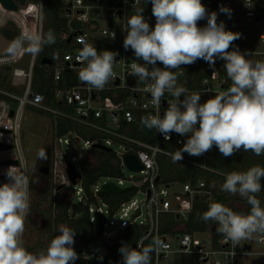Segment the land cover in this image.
Segmentation results:
<instances>
[{
  "label": "built area",
  "instance_id": "1",
  "mask_svg": "<svg viewBox=\"0 0 264 264\" xmlns=\"http://www.w3.org/2000/svg\"><path fill=\"white\" fill-rule=\"evenodd\" d=\"M262 1L202 0V3L209 13H217V22L223 21L226 30L241 34V38L234 41L229 51L238 48L242 53H252L250 59L264 60V10L259 8ZM31 4L37 9L35 33L43 34V0L24 6L17 4V10L6 8L0 1V33L2 30L10 28L15 33V37L12 39L14 40L22 31L30 32L24 11ZM221 6L232 10L230 17L219 11ZM137 8L144 9L145 20L154 28L155 17L151 12V3L147 0H61L60 16L65 23V28L59 39L69 45V49L60 50L56 54L58 59L51 60L50 64L46 65L55 84L53 100L57 102L59 108L49 105L44 94L31 88L34 67L37 64H43L39 61V54L31 55L28 66L24 68L16 67L15 63L24 56L25 52H20L15 57H10L9 53L0 55V74H5L4 68H10L8 86L0 85V184L6 183L4 182V179H7L5 173L10 167H16L17 172L27 176L19 142L20 116L25 107H33L55 118L70 120L86 131L96 134L94 140H85L70 130L55 138L58 155H65V151H69L71 163L77 164V157L72 154L71 145L73 142V146L79 147L83 151L93 149V144L111 148V152H114L118 157L121 168L126 167L123 157L133 154L143 167V170L139 172L144 177H142L141 183H136L137 188L133 187V189L143 190L145 197L141 204L132 198L128 202H122L116 212L111 215L107 204L97 195L102 188L98 181L92 187L97 207L93 208L90 205L87 210L94 233L98 222L96 213H101L105 217L103 230L99 236L95 234V241L102 250L114 242H120V236L128 226L138 225L145 227L146 231L137 243L146 236L148 238L153 236L164 238L163 242L166 247L162 248L159 253L152 254V264H181L182 258L189 259L193 264H253L246 261L247 257L255 254L251 252L250 240L243 241L241 245L234 247L231 242L226 243L224 237L216 232L217 225L214 222L210 229L203 233L191 234L184 228V223L188 221L194 209L197 195L204 196L206 202H216L212 192L206 189L203 180H198L195 185L189 183L166 184L160 180L158 159L164 157L172 160L170 154L181 148L188 137L172 133L171 138L165 140L163 135L152 129L153 143H148L127 133V129L140 122L142 116L156 112L150 102V93L137 91V78L127 74L130 70V63L134 62L136 57L131 49L125 50L123 47V40L126 36L123 28L126 27L127 17L134 14ZM206 23V20H201L198 22V26L203 27ZM113 33H115L114 38ZM82 36L86 37L98 51L109 50L119 53L114 67L116 75L103 90L94 89L78 78V72L83 65L77 61L76 57L82 48L78 42V38ZM138 62L143 63V61ZM198 62L201 76L196 74ZM224 63L223 60L216 59V74L214 76L212 75L213 68L203 60H197L191 65H183L181 67L184 74L179 76L178 82L190 92L200 93V102L203 103L213 97L214 92L226 90L230 86L231 81L226 76ZM156 66L163 68L160 63H157ZM149 67L151 68V66ZM187 69L192 70L194 75L187 77ZM140 87L142 88L143 85ZM168 99L170 97L165 94L159 109L161 115L167 108ZM114 145H117L121 151H114ZM67 161L69 160H56V162L62 163L64 172ZM176 163L196 165L184 154L183 159ZM200 167L205 168L204 166ZM107 179L111 180L112 177ZM113 179L118 180L115 184L117 187L124 185V179ZM80 181L81 179L75 186H79L76 194L79 195L78 201L83 203L82 207L84 208L86 199L83 196ZM62 182H67L66 186L70 185L66 172ZM143 207L145 214H143ZM131 212H134L132 218L115 226L114 218L118 213H121L119 217L120 220H123L129 218ZM142 217L144 219L139 221ZM108 223L111 224V227H108ZM178 224L180 229H176ZM166 227H170V230L165 231ZM174 240L176 244H172ZM257 243L264 247V238L259 237ZM247 246L250 248L247 249ZM257 254L263 258L256 264H264V250ZM215 255L222 257L212 259ZM96 256V252L91 251L89 259L93 260ZM115 264H122V259Z\"/></svg>",
  "mask_w": 264,
  "mask_h": 264
},
{
  "label": "clouds",
  "instance_id": "2",
  "mask_svg": "<svg viewBox=\"0 0 264 264\" xmlns=\"http://www.w3.org/2000/svg\"><path fill=\"white\" fill-rule=\"evenodd\" d=\"M147 2L151 3L155 17L154 28L145 20L143 8L128 16L123 28L126 32L123 47L131 49L136 57L127 74L137 78V91L150 93V102L156 109L155 114L141 117V125L155 129L165 140L172 133L188 137L181 148L170 154L174 163L180 162L184 153L198 157L214 146L225 158L241 150L264 155V60L250 59L252 53H242L238 48L229 51L241 34L226 30L223 21L217 22V13H209L202 0ZM219 11L229 17L232 14L225 6ZM201 20L207 21L203 27L198 26ZM55 42L52 29L43 34L22 31L11 41L7 52L10 57L20 52L38 55L45 46ZM78 42L82 48L76 59L83 65L78 72L79 80L103 90L116 75L114 67L119 53L98 51L83 36ZM216 59L225 62L224 70L231 84L201 103L200 93L190 92L178 82L184 74L181 66L203 60L213 68L214 76ZM157 63L163 68L157 67ZM165 94L170 99L161 115L159 109ZM38 158H47L44 149L38 151ZM15 169L8 168L5 173L8 182L0 184V264H75L80 258L73 247L76 231L67 225L59 226V234L50 240L46 249L32 252L25 247L30 181ZM262 178L264 167L260 165L225 174L221 190L244 198L250 211L236 212L221 202L212 201L199 214V219L204 223L214 222L216 232L234 247L243 241L264 238V206L257 198L262 191ZM144 240L149 238L144 237L136 247L121 245L118 251L122 264H151L152 254L166 247L158 236L151 237L147 244Z\"/></svg>",
  "mask_w": 264,
  "mask_h": 264
},
{
  "label": "trees",
  "instance_id": "3",
  "mask_svg": "<svg viewBox=\"0 0 264 264\" xmlns=\"http://www.w3.org/2000/svg\"><path fill=\"white\" fill-rule=\"evenodd\" d=\"M18 5L24 6L29 3L37 2L38 0H14ZM61 0H43V15H44V27L43 33H46L49 29H52L56 35V42L50 46H45L43 51L39 53V61L43 63V60L51 61L54 60L53 57L60 50H68L69 45L60 41L59 37L61 32L65 28V23L60 16ZM259 8L264 10V0L262 1ZM3 37L7 39H13L15 33L11 31L10 28H6L1 31ZM48 63H43L42 65L37 64L33 70L31 88L34 91L40 92L45 95L46 101L49 105L59 108L60 106L53 100V89L55 84L51 74L48 72L46 67ZM196 74L201 76V68ZM5 74H0V85L8 86L7 82L9 79L8 72L10 68L3 69ZM192 70L187 69V77L193 76ZM51 116V137L53 141L56 137L64 135L66 132L72 130L78 135L83 137L85 140H94L96 134L88 132L82 127H79L74 122L64 119L55 118ZM127 133L137 139L144 142L153 143L152 129L149 130L144 128L140 122L135 123L129 129ZM72 142V154L77 157L78 171L81 173V189L83 196L86 199V205L83 208V212L79 215L73 214V199L72 196L75 193V189L72 185L65 187L66 191L71 194V198H65L63 201L56 200L57 195H53L54 191L53 181L49 175V181L45 180L44 195L50 194L53 197L50 200L49 209L40 211V209H35L38 213H46L50 218L51 227L44 234L46 241L39 240L36 244L30 248L29 251L37 252L42 249H46L50 240L58 235V228L61 224L67 225L76 231L74 237L76 244L85 245L88 242L96 240L94 229L90 223L88 206L91 204H96L97 200L93 196L92 187L101 178H122V170L119 164V159L114 152H105L98 149H90L87 151L81 150L79 147L73 146ZM50 157L51 148L48 147L46 151V156ZM184 155L196 165L190 164H180L174 163L171 159L160 157L158 159L160 165V180L163 183H179L185 184L189 183L195 185L198 180H203L206 184V189L210 190L216 199V202H221L225 206L231 208L233 211L240 213H247L250 211V205L247 201L237 195H232L221 190V185L224 182L225 174L231 171H245L248 168L256 165L264 167V155L256 156L252 152H244L241 150L235 155L225 158L220 154L218 149L214 146L211 151L201 155V156H190L187 153ZM46 160L44 159V162ZM48 171L49 164L47 163ZM200 166H204L202 168ZM40 174V173H38ZM43 178L47 175H42ZM48 177V176H47ZM262 191L258 194L257 198L260 199L262 206H264V178L261 180ZM30 195L39 193L34 188L33 182L30 181L29 185ZM57 188H55L56 190ZM137 189L127 191L121 194H115L111 192L99 191L97 193L99 199L105 202L108 206L110 214H114L122 202H128L134 197ZM59 193V192H58ZM56 193V194H58ZM209 202H206L204 196H196V201L194 203V209L189 216V219L184 223V228L189 233L195 232H207L213 225V222L209 221L204 223L199 219V214L207 210ZM31 208V206H30ZM170 227H166L165 231H169ZM146 231L145 227L138 225H130L123 230L120 236V242H114L109 246H106L99 255L96 256L91 262L87 261L86 258L79 256L80 258L75 262V264H115L122 259L119 248L122 244H128L134 247L137 241L144 235ZM151 238H149L150 240ZM145 240V244L149 242ZM181 264H193L189 259L182 258Z\"/></svg>",
  "mask_w": 264,
  "mask_h": 264
},
{
  "label": "rangeland",
  "instance_id": "4",
  "mask_svg": "<svg viewBox=\"0 0 264 264\" xmlns=\"http://www.w3.org/2000/svg\"><path fill=\"white\" fill-rule=\"evenodd\" d=\"M51 124L52 120L50 114L41 112L33 107H25L20 116L19 142L23 159L26 165V173L29 181L33 182L34 188L39 193V195H30L31 208L25 221V232L23 236L24 244L27 248L34 246L39 240H42L43 242L46 241V237H44V234L47 232L49 227L52 226L48 215L46 213L44 214V212L38 213L35 209L38 208L40 209V211H42L41 209H43L44 211L48 210L50 200L53 195H57L56 200L58 201H63L65 198H71V194L65 189L67 182H62L65 176L63 165L60 162H56L57 159L58 161H70L71 155L69 151H65V155H58L59 152L56 149L55 141L53 142V139L51 137ZM48 147L51 148L50 174L54 187L52 196L48 193L45 195L43 194L45 190V180L49 181L50 177L46 176L44 179L41 173L38 174V166L41 163V165H44V160H40L38 158V151L40 149H44L45 151H47ZM113 149L114 151H121V149L117 145H114ZM72 164L77 170H79L78 165L76 163L73 162ZM121 170L122 179H124L125 182L123 186H119L120 188L136 187V183H141L142 177H144V175L140 174L139 171H131L127 167H122ZM106 182H112L116 184L118 180L113 178L111 180H108L107 178H101L99 179L98 184L100 187H102L103 184ZM73 187L75 189V193L72 196V199L73 202L76 203L78 202L79 196L76 194V192L79 186ZM55 188L57 189L55 190ZM144 197L145 196L143 194V190L138 189L136 190V193L132 198L133 200H137V202L141 204L143 202ZM91 205L93 208L97 207L96 204ZM143 212V214H145L144 207ZM120 214L121 213H118V215L114 218L115 226L128 221L130 218L133 217L134 212L130 213L129 218H124L123 220H120ZM143 219L144 218L142 217V219H139V221ZM176 226V229L181 228L179 224ZM108 227H111L110 223H108ZM258 238L259 237L250 240V243L252 244L251 252L255 254L253 256L247 257L246 259L247 262H252L253 264L259 263L261 261V258H263L257 254L264 250V247L260 246L257 243ZM172 244H176L175 240L174 242L172 241ZM74 249L79 256L86 258L89 262L92 261V259H89V254L91 253V251H95L96 255H99L102 251L96 241L88 242L85 245L76 244L74 246ZM221 257V255H215L212 257V259H217Z\"/></svg>",
  "mask_w": 264,
  "mask_h": 264
},
{
  "label": "water",
  "instance_id": "5",
  "mask_svg": "<svg viewBox=\"0 0 264 264\" xmlns=\"http://www.w3.org/2000/svg\"><path fill=\"white\" fill-rule=\"evenodd\" d=\"M0 1L3 4V6H5L8 9H11V10H17L18 9V6L14 0H0ZM24 15H25V17L29 23L30 32L35 33L36 25H37V9H36V7L32 4L29 5L28 8L24 11ZM69 41H70V39L68 40V42ZM10 43L11 42L6 40L2 36V34L0 33V55L8 54L7 47L9 46ZM30 56L31 55L29 53L25 52L24 56L17 63H15V66L21 67V68L27 67L29 60H30ZM43 63L50 64V61L43 60ZM12 114L13 113L11 112V115ZM92 148L98 149L101 151H105V152H111L112 151L111 148L105 147V146L100 145V144H93ZM47 158H48V155H47ZM47 158H46L44 165L39 170V172L42 175H46L48 173ZM123 162H124L125 166L128 169H130L131 171L143 170L142 165L138 161L137 157L133 154L125 155L123 157ZM65 172H66L69 184L72 186H76L78 184V181L81 179V173L74 167V165L70 161L66 162ZM4 182H8V180L4 179ZM132 189H133V187L119 188L113 183H106L102 186L101 191L111 192V193H115V194H121V193H124L127 191H131ZM82 205H83V203L81 201H78V202L73 204L72 210H73L74 215H79L83 212ZM96 214L98 216V222H97V225L95 227V234H96V236H99L101 231L103 230V227L105 224V217L101 213H96ZM161 240L164 241V238H162ZM246 248L249 249L250 247L247 246Z\"/></svg>",
  "mask_w": 264,
  "mask_h": 264
},
{
  "label": "flooded vegetation",
  "instance_id": "6",
  "mask_svg": "<svg viewBox=\"0 0 264 264\" xmlns=\"http://www.w3.org/2000/svg\"><path fill=\"white\" fill-rule=\"evenodd\" d=\"M45 160H46V159H45ZM47 161H48L47 163L49 164V171H48V173H47L46 175H47V176H49V175L51 176V174H50V157L47 158ZM44 163H45V162H44ZM41 164H42V163H41ZM41 164H40V165H41ZM40 165L38 166V171H39L40 168L43 166V165H41V166H40ZM39 173H40V172H39ZM41 175H42V174H41Z\"/></svg>",
  "mask_w": 264,
  "mask_h": 264
}]
</instances>
